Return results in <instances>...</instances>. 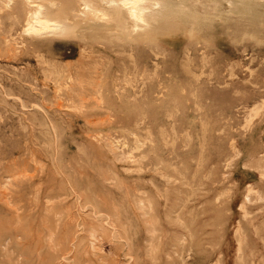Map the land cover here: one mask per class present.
<instances>
[{"label":"rangeland","instance_id":"374dc122","mask_svg":"<svg viewBox=\"0 0 264 264\" xmlns=\"http://www.w3.org/2000/svg\"><path fill=\"white\" fill-rule=\"evenodd\" d=\"M158 1L0 0V264H264V0Z\"/></svg>","mask_w":264,"mask_h":264},{"label":"bare ground","instance_id":"6f19581e","mask_svg":"<svg viewBox=\"0 0 264 264\" xmlns=\"http://www.w3.org/2000/svg\"><path fill=\"white\" fill-rule=\"evenodd\" d=\"M8 1V0H7ZM29 2H30V4L31 3H34L33 4V7L34 8H32V9H34V11H30L29 12V18H27V22H26V31H28V32H34V33H37V34H49V33H53V34H58V35H61V36H63V35H65V36H71L70 35V28L72 27V26H74L75 24H77V22H81V21H79L78 20V18L80 19H82V16L84 15V13L86 14V11H85V9H94V11H96V12H100L102 9V11L104 12V9H107L106 7L108 6V2H111L112 4L113 3H116V5H115V7L117 6V9H118V11L120 10V9H126V10H129L128 11V13L129 14H131V18L130 19H134L133 20V23H135L134 25L136 26V27H139V28H136V29H139V30H142V28H143V26H145V24H147L148 22L150 23V21H148V17L149 16H152V14H154V12H156L157 11V9H159L160 7H161V5H163L164 7L163 8H168L171 4H173V3H171L170 2V0L168 1V2H170V3H168L169 5H167V4H162V3H160L158 0H156V1H154L152 4L149 2L150 0H117V1H115V0H103V1H106L105 3L107 4V6H103L102 4H103V2H102V0H101V2L99 1V0H81V1H79V3H78V6L80 7V9L78 10V11H74L75 13H71L72 14V16H73V18H75V20L74 19H71L69 16H65V17H63V18H57V19H54L52 16H50L49 14H51V13H53L54 11H51L50 9H54V7H55V5H57V3H56V1H53V0H48L49 1V3L48 4H43V2L42 1H40V2H37V1H34V0H28ZM153 1V0H152ZM195 1H201V0H195ZM151 4H149V3ZM182 2V1H181ZM104 3V4H105ZM111 3L109 4V5H111ZM165 3V2H164ZM167 3V2H166ZM177 3V2H176ZM188 3V2H187ZM199 3V2H198ZM214 3V2H213ZM218 3H219V1H218ZM58 4H59V2H58ZM149 4V5H148ZM189 4V3H188ZM220 4V3H219ZM229 4V3H228ZM7 5V4H6ZM201 5H203V4H201ZM30 6V5H29ZM113 6V5H112ZM196 6V5H195ZM227 6V5H226ZM7 7V6H6ZM109 7L110 6H108V9H109ZM173 7V6H172ZM190 8H191V6H189ZM1 8V7H0ZM31 8V7H30ZM113 8V7H112ZM165 8V9H166ZM171 8V7H170ZM224 8V7H223ZM44 9V10H43ZM45 9H46V11H45ZM78 9V8H77ZM83 9V10H82ZM111 9V8H110ZM165 9H164V11H165ZM115 10V9H114ZM113 10V11H114ZM160 10V9H159ZM158 10V11H159ZM163 10V9H162ZM176 10V9H175ZM101 11V12H102ZM108 11V10H107ZM112 11V10H111ZM117 11V10H116ZM172 11V10H171ZM1 12V11H0ZM96 12H94V13H96ZM98 12V13H99ZM103 12H102V14H103ZM122 12V11H121ZM121 12H118V14L120 15L121 14ZM160 12V11H159ZM174 12V11H173ZM44 13H45V15H44ZM97 13V14H98ZM108 13V12H107ZM116 13V12H115ZM161 13V12H160ZM91 14L93 15V12H91ZM90 14V15H91ZM100 14V13H99ZM98 14V15H99ZM110 14V13H109ZM109 14H107L106 15V12H105V14H103V15H105V17L104 18H109V17H106V16H109ZM125 14V13H124ZM89 15V16H90ZM114 15V14H113ZM117 15V14H116ZM119 15H118V18L117 19H119ZM162 15V14H161ZM94 16V15H93ZM111 16H112V14H111ZM110 16V17H111ZM122 16V15H121ZM129 17H130V15H128ZM156 16V15H155ZM163 16V15H162ZM175 16V15H174ZM95 17H96V15H95ZM94 17V18H95ZM153 17V16H152ZM151 17V18H152ZM84 18H85V16H84ZM94 18H92V19H94ZM97 18H100L101 19V17H97ZM112 18V17H111ZM114 18H115V16H114ZM150 18V19H151ZM158 18V17H157ZM88 19V18H87ZM91 19V18H90ZM89 19V20H90ZM154 19H156V18H154ZM153 19V20H154ZM105 20V19H104ZM108 20H110V19H108ZM108 20H106L105 22H109ZM119 20H121V19H119ZM129 20V19H128ZM185 20H187V19H185ZM91 21V20H90ZM93 21V20H92ZM91 21V22H92ZM97 21H99V20H97ZM111 21V20H110ZM114 21V20H113ZM117 21V20H116ZM126 21H127V18H126ZM132 21V20H131ZM135 21V22H134ZM122 21H119V23H121ZM124 22V21H123ZM155 21H153V23H154ZM245 22V21H244ZM93 23V22H92ZM96 23V22H95ZM95 23H94V26H95ZM110 23V22H109ZM125 23H128V21L127 22H125ZM125 23H122V24H124L125 25ZM129 23H131V22H129ZM117 24V23H116ZM144 24V25H143ZM241 24V23H240ZM106 25H108V24H106ZM110 26H112L111 24H109ZM128 25H130V24H128ZM133 25V24H132ZM131 25V26H132ZM133 25V26H134ZM143 25V26H142ZM148 25V24H147ZM151 25V24H150ZM150 25H148L147 27L149 28V26ZM154 25V24H153ZM156 25H157V23H156ZM155 25V26H156ZM249 25V24H248ZM251 25V24H250ZM89 26H93V25H91V23H90V25ZM119 26H120V24H119ZM140 26H142V27H140ZM80 27V29H81V26H79ZM121 27H124V26H121ZM78 28V27H77ZM119 28V27H118ZM126 27H124L123 29H125ZM130 28V27H129ZM133 28V27H132ZM145 28H146V26H145ZM131 29V28H130ZM134 29H135V27H134ZM135 29V30H136ZM131 30H133V29H131ZM130 30V31H131ZM24 32H25V30H23ZM22 31V32H23ZM110 31V30H109ZM128 31V30H127ZM193 31V30H192ZM27 32V33H28ZM136 32V31H135ZM138 32V31H137ZM79 33V32H78ZM134 33V32H133ZM195 33V32H194ZM191 34V33H190ZM262 35V34H261ZM11 36V35H10ZM137 36V35H136ZM141 36V35H140ZM143 36V35H142ZM150 36V35H149ZM152 36V35H151ZM12 37V36H11ZM138 37V36H137ZM248 52V51H247ZM95 57V56H94ZM23 66V65H22ZM71 73V72H70ZM41 107V106H40ZM39 109V108H38ZM189 172V171H188ZM41 174V173H40ZM182 178V177H181ZM189 180V179H188ZM200 200V198L198 199V201ZM202 201V200H201ZM197 205V204H196ZM14 208V207H13ZM143 208V207H142ZM145 215V214H144ZM20 224V223H19ZM115 224V223H114ZM45 225V224H44ZM116 225V224H115ZM180 226V225H179ZM188 226V225H187ZM186 226V227H187ZM193 226V225H192ZM46 227H48V226H46ZM51 232H53V231H51ZM50 233V232H49ZM152 238V237H151ZM101 239V238H100ZM49 241H50V239H49ZM193 244V243H192ZM102 248V247H101ZM62 251H64V250H62ZM60 252H61V250H60ZM109 253V252H108ZM155 253V252H154ZM112 254V253H111ZM109 255H110V253H109ZM112 255H114V254H112ZM112 255H111V257H112ZM162 255V254H161ZM181 257V256H180ZM67 258V257H66ZM69 258V257H68ZM64 259V258H63ZM106 259V258H105ZM123 261V260H122Z\"/></svg>","mask_w":264,"mask_h":264}]
</instances>
